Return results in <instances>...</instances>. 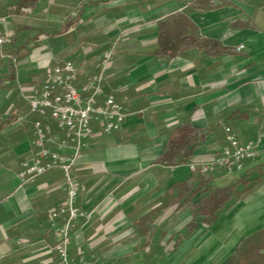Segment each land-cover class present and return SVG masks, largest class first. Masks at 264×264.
Here are the masks:
<instances>
[{"label":"crops","instance_id":"1","mask_svg":"<svg viewBox=\"0 0 264 264\" xmlns=\"http://www.w3.org/2000/svg\"><path fill=\"white\" fill-rule=\"evenodd\" d=\"M15 1L0 0V27L15 35L0 49V264H57L48 218L66 198L63 174L54 169L23 184L18 176L38 119L29 113L32 88L47 65L65 60L77 68L80 87L109 52L104 96L124 103L128 115L119 131L95 132L74 166L77 204L88 217L71 232V254L104 264H146V257L147 264H223L240 241L264 229V181L211 227L197 223L188 233L192 212L175 205L154 216L148 238L137 224L164 197L198 189L197 203L203 180L226 188L264 164V0H41L23 15H5ZM175 13L230 52L155 56L158 22ZM183 124L203 130L205 141L184 164H155ZM225 128L253 143L256 159L228 182L221 170L199 178L189 164L224 147Z\"/></svg>","mask_w":264,"mask_h":264},{"label":"built area","instance_id":"2","mask_svg":"<svg viewBox=\"0 0 264 264\" xmlns=\"http://www.w3.org/2000/svg\"><path fill=\"white\" fill-rule=\"evenodd\" d=\"M12 38L11 30L0 27V49L10 45ZM241 49L243 46L237 48ZM110 58V52L104 54L99 73L89 76L80 87L76 86L77 68L70 60L47 65L44 80L32 88L28 99L29 113L36 114L38 119L33 123L31 156L22 163L18 176L23 184L54 169L63 174L66 198L60 207L50 211L48 218L55 238L52 250L57 255V264H104L74 257L70 246L71 232L88 217L77 204L74 166L95 132L108 135L119 131L128 115L124 103L117 102L112 95L104 96L105 72ZM224 131L226 145L206 160L191 162L192 171L240 173L246 163L256 159L258 151L253 143H240L229 128Z\"/></svg>","mask_w":264,"mask_h":264},{"label":"trees","instance_id":"3","mask_svg":"<svg viewBox=\"0 0 264 264\" xmlns=\"http://www.w3.org/2000/svg\"><path fill=\"white\" fill-rule=\"evenodd\" d=\"M40 1L16 0L5 15H23L26 10L33 9ZM199 2H204V0L193 1L192 6H197ZM208 8H213V6L209 4ZM14 38L13 33L12 42ZM12 42L10 45L13 44ZM24 48L25 44L23 43L17 50L21 51ZM190 49H197L209 56H219L230 52L229 49L221 47L214 41L199 36L196 26L183 13H175L158 22L155 56L173 58ZM205 139L206 135L203 130L194 128L189 124H183L172 133L163 153L157 158L155 164L166 166L184 164L191 160L193 149L203 143ZM252 171L254 177L251 180L248 179L249 171L245 176L240 177L235 184L226 188L210 189L207 186V181L203 180L200 186L203 195L197 203H192L191 200L198 189L187 195H179L176 199L164 197L158 208L138 220L140 233L148 238L153 227L154 216L165 208L174 205L176 209L186 206L191 210L193 218L187 225L188 233L196 229L197 223L211 227L220 214L227 209L229 203L238 201L246 192L264 181V164L254 167ZM202 177L203 175L199 173V178ZM238 186L241 188L238 189ZM168 194L172 195L173 189ZM198 217L201 219L197 220ZM263 251L264 229L240 241L229 259L223 264H264Z\"/></svg>","mask_w":264,"mask_h":264},{"label":"rangeland","instance_id":"4","mask_svg":"<svg viewBox=\"0 0 264 264\" xmlns=\"http://www.w3.org/2000/svg\"><path fill=\"white\" fill-rule=\"evenodd\" d=\"M255 163H257V162H252V165H256ZM260 163V162H259ZM247 172V171H246ZM246 174V173H245ZM245 174H244V176H245ZM236 176H238V174L236 173V172H233V173H230V174H227V176H226V178L224 179V181H230L232 178H234V177H236ZM254 177V173L253 172H251L250 174H249V176H248V179L249 180H251L252 178ZM166 254V253H165ZM159 256L160 257H162L163 256V253H159ZM147 260H148V258L146 257V264H147Z\"/></svg>","mask_w":264,"mask_h":264}]
</instances>
